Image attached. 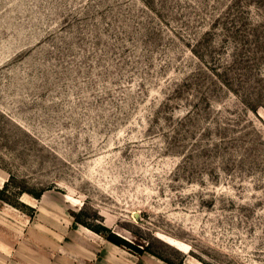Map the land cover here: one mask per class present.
Returning <instances> with one entry per match:
<instances>
[{"label":"rangeland","instance_id":"1","mask_svg":"<svg viewBox=\"0 0 264 264\" xmlns=\"http://www.w3.org/2000/svg\"><path fill=\"white\" fill-rule=\"evenodd\" d=\"M0 264H264V0H0Z\"/></svg>","mask_w":264,"mask_h":264},{"label":"bare ground","instance_id":"2","mask_svg":"<svg viewBox=\"0 0 264 264\" xmlns=\"http://www.w3.org/2000/svg\"><path fill=\"white\" fill-rule=\"evenodd\" d=\"M173 245H175V244H173Z\"/></svg>","mask_w":264,"mask_h":264}]
</instances>
